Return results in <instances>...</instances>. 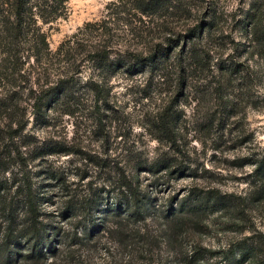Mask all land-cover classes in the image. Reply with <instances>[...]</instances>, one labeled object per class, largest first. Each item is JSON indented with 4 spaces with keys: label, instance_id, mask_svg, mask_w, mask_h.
Wrapping results in <instances>:
<instances>
[{
    "label": "trees",
    "instance_id": "trees-1",
    "mask_svg": "<svg viewBox=\"0 0 264 264\" xmlns=\"http://www.w3.org/2000/svg\"><path fill=\"white\" fill-rule=\"evenodd\" d=\"M67 3L0 0V264H85L70 252L59 255L57 246L83 244L102 226L118 242L138 246L143 259L164 239L176 264H264V233L256 229L221 251L191 237L202 231L208 215L230 210L239 197L193 187L176 199L175 206L174 197L168 207L156 203L151 190L161 183L143 184L140 174L179 171L172 156H143L130 145L125 149L126 167L114 159L104 161L103 185L72 188L74 183L67 182L49 158L74 154L94 162L98 157L50 136L24 133L30 120L47 127L51 110L72 115L84 100L89 101L86 107L96 115L98 136L109 149L100 113L109 109L110 81L117 72L134 76L150 69L161 70V77L176 75L177 91L155 112L148 130L152 139L170 149L180 116L176 108L182 92L193 83L208 84L196 92L216 105L222 128L246 107L260 110L264 0H247L232 14L210 2L203 8L197 0H110L98 19L86 22L52 50L44 27L67 16ZM181 19L186 24L177 31L175 22ZM229 19L234 26L230 31L224 27ZM194 101L196 106L200 99ZM241 165L252 166L250 199L263 201L264 150ZM37 177L61 186V206L54 215L78 220L80 231L73 237L50 219L45 206L53 194L41 189L47 185L37 183ZM100 213L107 222L99 223ZM109 221L114 226L107 227ZM152 221L163 228L154 232Z\"/></svg>",
    "mask_w": 264,
    "mask_h": 264
},
{
    "label": "rangeland",
    "instance_id": "rangeland-1",
    "mask_svg": "<svg viewBox=\"0 0 264 264\" xmlns=\"http://www.w3.org/2000/svg\"><path fill=\"white\" fill-rule=\"evenodd\" d=\"M108 1L110 0H68L67 16L44 27L50 48L55 50L61 41L77 32L86 22L98 19ZM246 1L197 0V4L204 8L210 2L225 14H232ZM184 24L186 21L182 19L176 21L175 30L182 29ZM232 24L229 19L224 27L230 31L234 27ZM85 73L83 71V77ZM162 73L161 70L150 69L134 76L117 72L111 78L109 109L100 113L108 135L109 149L108 144L102 143L98 136L96 115L86 107L89 101L85 103L84 100L74 108L72 115L63 113L61 109L51 110V123L47 127H38L30 120L24 133H34L38 137L50 136L98 157L94 162L74 154L49 158L64 172L67 182L74 183L72 188L85 189L88 183L98 187L103 185L107 173V168L103 167L104 161L109 164L114 159L120 167H126L129 156L125 149L136 145L145 154L143 156L168 154L175 159L174 164L179 166V171L169 175L140 174L139 179L143 184H152L153 181L161 183L151 190L158 205L168 207L170 199L174 197L172 205L175 206L176 199L183 197L193 187L205 191L217 189L239 197L233 200L234 207L230 210L208 215L202 231L191 235L195 242L198 241L212 251L225 249L236 238L248 235L250 230L256 229L264 233V200L250 199L248 175L252 166L241 165L246 157L264 150V106L260 110L246 107L222 128L218 123L220 116L216 105L209 101V97L202 98L196 92L198 86L208 84L193 83L191 88L187 87L182 92L184 96L180 98L176 108L180 116L175 128V143L170 149L168 145L152 139L148 132L155 112L177 91L176 75L171 73L167 77H161ZM194 98L200 99L196 106ZM244 104L242 101L241 106ZM35 181L47 185L41 186V189L47 194H53L50 203L45 206L51 212L50 219L55 220L57 227H62L73 237L76 231H80L78 220H63L54 215L61 206V186L41 177H37ZM104 215L99 214L102 217L99 223L108 221ZM106 225L114 226L111 221ZM150 228L159 232L163 227L158 221H152ZM65 243L58 244L59 255L60 252L67 255L70 252L72 257L85 264H176L164 239L158 247L145 254L147 259H143L138 246L118 242L103 226L92 239L83 244L66 248Z\"/></svg>",
    "mask_w": 264,
    "mask_h": 264
}]
</instances>
